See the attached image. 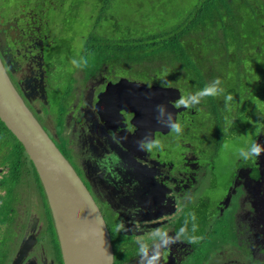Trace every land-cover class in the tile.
<instances>
[{
	"label": "flooded vegetation",
	"instance_id": "1",
	"mask_svg": "<svg viewBox=\"0 0 264 264\" xmlns=\"http://www.w3.org/2000/svg\"><path fill=\"white\" fill-rule=\"evenodd\" d=\"M1 1V64L93 198L113 264H264V114L256 110L264 81L226 94L224 82L192 68L155 82L127 78L169 89L175 113L167 132L140 138L133 114L99 102L123 76L104 62L93 71L70 65L72 48L47 16L63 0ZM9 133L0 138V264H65L44 187ZM29 165L34 195L13 188Z\"/></svg>",
	"mask_w": 264,
	"mask_h": 264
},
{
	"label": "trees",
	"instance_id": "2",
	"mask_svg": "<svg viewBox=\"0 0 264 264\" xmlns=\"http://www.w3.org/2000/svg\"><path fill=\"white\" fill-rule=\"evenodd\" d=\"M112 3L104 0L99 8L109 24ZM145 7L152 17L137 20L131 14L129 25L112 24L121 28L112 38H93V49H105L104 63L114 73L155 82L192 68L224 82L226 94L264 81V0H150L134 13ZM4 132L9 133L0 121V137Z\"/></svg>",
	"mask_w": 264,
	"mask_h": 264
},
{
	"label": "water",
	"instance_id": "3",
	"mask_svg": "<svg viewBox=\"0 0 264 264\" xmlns=\"http://www.w3.org/2000/svg\"><path fill=\"white\" fill-rule=\"evenodd\" d=\"M169 89L124 78L111 80L99 102L133 114L136 136L152 138L175 123ZM0 121L23 146L44 187L65 264H113L109 232L93 198L12 86L0 61Z\"/></svg>",
	"mask_w": 264,
	"mask_h": 264
},
{
	"label": "rangeland",
	"instance_id": "4",
	"mask_svg": "<svg viewBox=\"0 0 264 264\" xmlns=\"http://www.w3.org/2000/svg\"><path fill=\"white\" fill-rule=\"evenodd\" d=\"M145 3L149 5L150 0H113L109 8L110 13L114 15V19H110L112 21L111 24L105 21L107 17L101 14L99 9L103 6L104 0H63L59 9L49 11L47 16L50 24L53 23L51 19L56 18V23L61 25L62 45L64 49L72 48L70 57L73 59V62L70 65L79 64L81 62L83 68L87 70L92 69L93 71L97 63L104 62V59L107 58V56L103 54L105 49H93V38H103V40L112 38L115 35L114 32L121 30L120 27L115 29L112 24L118 21L120 23H125V25H129V22H133L130 17L131 14H133L132 16H135L137 20L145 18L148 15L152 17L153 15L149 7H145V9L137 14L134 13L136 12L135 10L144 7ZM4 5H6V2L0 0V7ZM54 38H57V35ZM125 59H127L125 63H128L130 57L127 56ZM62 78L63 80L61 83L64 84L66 75L63 74ZM123 78L129 79V77L124 76ZM256 96V110L258 111V116H261L264 112L260 103L264 100V96L260 92ZM57 105H61V103H57ZM0 146L3 147V145ZM27 167L29 170H26L25 174L18 180V183L13 185V188L17 192L23 191V189H29V195H34V186L37 183V179L33 174L31 166L29 165ZM30 199L31 198H29V202Z\"/></svg>",
	"mask_w": 264,
	"mask_h": 264
},
{
	"label": "clouds",
	"instance_id": "5",
	"mask_svg": "<svg viewBox=\"0 0 264 264\" xmlns=\"http://www.w3.org/2000/svg\"><path fill=\"white\" fill-rule=\"evenodd\" d=\"M209 91H212V90L210 89ZM152 147H153V145H148L149 150H151ZM252 152H253V153H256V154L258 155L259 152H260L259 147H255V146H254V147L252 148Z\"/></svg>",
	"mask_w": 264,
	"mask_h": 264
}]
</instances>
